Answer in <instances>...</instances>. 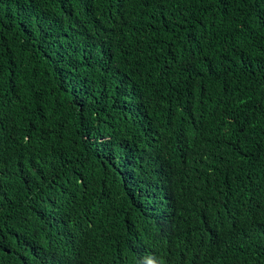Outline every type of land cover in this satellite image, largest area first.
Listing matches in <instances>:
<instances>
[{
  "label": "trees",
  "instance_id": "trees-1",
  "mask_svg": "<svg viewBox=\"0 0 264 264\" xmlns=\"http://www.w3.org/2000/svg\"><path fill=\"white\" fill-rule=\"evenodd\" d=\"M0 264H264V0H0Z\"/></svg>",
  "mask_w": 264,
  "mask_h": 264
}]
</instances>
